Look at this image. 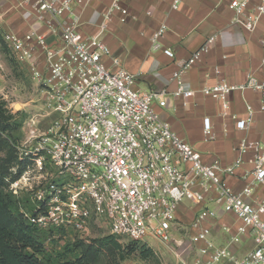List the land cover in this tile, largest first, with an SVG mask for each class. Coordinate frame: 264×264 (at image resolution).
<instances>
[{
	"label": "built area",
	"instance_id": "obj_1",
	"mask_svg": "<svg viewBox=\"0 0 264 264\" xmlns=\"http://www.w3.org/2000/svg\"><path fill=\"white\" fill-rule=\"evenodd\" d=\"M92 1L23 0L19 7L29 17L28 30L23 35L2 34L10 58L27 69L45 111L54 117L47 131L33 134L30 149H20L39 174L26 179L25 185L21 178L10 183L16 199L23 190L31 193L32 210L21 207L24 218L39 230L62 228L81 235L103 221L113 235L166 245L174 240L177 212L187 201L205 206L191 225V243L203 245L198 253L208 258L205 264L225 259L233 264H264V197L259 195L264 189V144L243 140L236 149L238 160L227 167L218 160L205 163L156 111V103L167 107L166 92L138 89L135 75L106 65L108 58L119 66L104 35L114 13L128 14L120 0H113L103 13L94 35L81 32L77 10ZM229 8L236 15L234 22L249 32L264 18V0H230ZM165 32L161 27L152 35L154 51L162 49ZM215 41L208 39L174 74L178 84L174 96L185 105L194 92L184 86L183 76ZM164 52L174 57L172 51ZM245 88L261 92L264 99V83L254 76L246 86L222 81L202 93L220 101L227 115L229 96ZM250 124L251 119L241 120L237 127L245 130ZM210 128L206 119L208 134ZM248 153L253 155V169L243 174L245 186L236 191L227 178L237 174ZM47 162L55 170L49 179L43 176ZM223 215L240 223L233 242L248 232L256 236L255 248L242 258L235 257L229 246L215 250L209 240L212 223Z\"/></svg>",
	"mask_w": 264,
	"mask_h": 264
},
{
	"label": "crops",
	"instance_id": "obj_2",
	"mask_svg": "<svg viewBox=\"0 0 264 264\" xmlns=\"http://www.w3.org/2000/svg\"><path fill=\"white\" fill-rule=\"evenodd\" d=\"M22 1L0 0V30L3 33L23 35L28 30L29 17L19 7ZM112 2L93 0L84 9L77 10L84 35L97 32L102 15ZM120 3L128 14L114 13L104 35L119 66H114L108 58L105 59L106 65L113 71L123 68L135 75L138 89L166 92L167 107L161 108L156 103V111L174 132L202 155L205 163L218 160L227 167L238 160L236 149L243 140L264 144V99L261 92L245 88L231 93L227 115L223 114L220 101L202 93L203 88L222 81L246 86L251 76L264 83V18L254 32H249L234 22L236 15L229 8L230 0H120ZM161 27L166 28L161 39L162 49L154 51L151 37ZM213 37L216 41L210 51L183 76L184 86L194 92L185 105L182 98L174 96L178 89L174 74L180 63L188 60ZM165 50L172 51L174 57L167 56ZM206 119L210 120L209 134L205 129ZM248 119H251L249 127L238 129L237 122ZM252 158L251 153L244 155L242 168L235 176L227 178L232 189L240 191L245 186L242 176L253 169ZM259 190L260 197H264V189ZM204 207L183 202L173 231L172 242L181 247L178 254L184 259L190 258L193 264H205L208 259L198 253V248L203 245L191 243V225ZM239 224L232 215H223L212 223L209 240L215 250L229 246L235 257L242 258L255 248L256 236L249 232L240 236L238 242H233ZM225 228H230V232ZM219 264L233 263L225 259Z\"/></svg>",
	"mask_w": 264,
	"mask_h": 264
},
{
	"label": "rangeland",
	"instance_id": "obj_3",
	"mask_svg": "<svg viewBox=\"0 0 264 264\" xmlns=\"http://www.w3.org/2000/svg\"><path fill=\"white\" fill-rule=\"evenodd\" d=\"M2 33L3 30H0V166L9 169L7 184L15 174L21 172L20 178L25 185L26 179L39 177V174L34 162L24 158L20 149H30V138L34 133L39 135L47 131L54 117L48 116L45 111L41 93L27 69L10 58ZM12 152L13 158L9 163L8 155ZM46 164L43 176L49 179L55 170L49 162ZM7 184L6 191L10 192L11 185ZM30 197L31 193L23 190L18 197L20 205H29ZM44 246L58 260L57 264L70 260H79L77 264H193L190 258L184 259L178 254L181 247L175 242L161 245L153 239L132 241L128 237L113 235L103 221L92 224L86 235L69 229L61 235L54 232L53 238L46 241ZM149 251V257H145Z\"/></svg>",
	"mask_w": 264,
	"mask_h": 264
},
{
	"label": "trees",
	"instance_id": "obj_4",
	"mask_svg": "<svg viewBox=\"0 0 264 264\" xmlns=\"http://www.w3.org/2000/svg\"><path fill=\"white\" fill-rule=\"evenodd\" d=\"M12 158L13 152L9 153L7 162L10 163ZM8 172L9 169L0 166V264H57L58 260L50 255L44 245L53 238L54 232L61 235L65 229L39 230L27 222L21 212L20 201L6 191ZM20 177L21 172H18L11 182ZM25 208L32 210V205L29 203ZM115 246L119 248L117 244ZM150 252L143 255L149 257ZM78 262L80 263L79 260H70L64 264Z\"/></svg>",
	"mask_w": 264,
	"mask_h": 264
},
{
	"label": "bare ground",
	"instance_id": "obj_5",
	"mask_svg": "<svg viewBox=\"0 0 264 264\" xmlns=\"http://www.w3.org/2000/svg\"><path fill=\"white\" fill-rule=\"evenodd\" d=\"M17 108H19V106H17Z\"/></svg>",
	"mask_w": 264,
	"mask_h": 264
}]
</instances>
